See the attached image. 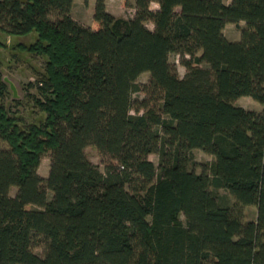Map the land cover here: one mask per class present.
I'll use <instances>...</instances> for the list:
<instances>
[{"label":"trees","instance_id":"1","mask_svg":"<svg viewBox=\"0 0 264 264\" xmlns=\"http://www.w3.org/2000/svg\"><path fill=\"white\" fill-rule=\"evenodd\" d=\"M73 1L0 0V28L35 31L28 49L45 57L39 96L26 94L37 122L10 112L0 68V264H264V0H134L125 30L105 0L82 25ZM143 72L158 105L132 98ZM89 145L111 159L104 172ZM194 149L213 156L209 173L190 168Z\"/></svg>","mask_w":264,"mask_h":264},{"label":"rangeland","instance_id":"2","mask_svg":"<svg viewBox=\"0 0 264 264\" xmlns=\"http://www.w3.org/2000/svg\"><path fill=\"white\" fill-rule=\"evenodd\" d=\"M230 0H225L229 3ZM108 9L111 14L116 18L123 20L121 24V29L125 30L126 23L128 19H131L134 15L135 9L133 7L134 0H107L106 2ZM106 6V5H105ZM152 9H156L158 5L155 2L150 4ZM93 12L94 4H88V0H75L71 8V16L85 26H93ZM54 19V16H50ZM244 22L240 21L238 23H227L224 27L225 36L231 40H238L240 37V30L243 27ZM146 26L150 29L153 28L151 22L146 23ZM37 33L32 31L27 34L17 35L10 34L0 28V68L2 72V79L7 86V97L6 102L10 108V112L17 114L16 116L23 117L26 121H35L42 119L44 114L41 112L37 106L34 105L32 101H28L26 94L39 96L37 91V79L44 73L45 57L37 54L34 51H30L28 47L36 41ZM188 56L185 55L184 58ZM169 61L176 67L177 73L182 77L186 71L185 67L181 63L180 56L178 54H170ZM150 79V74L148 72L141 73L136 82L141 86L142 90L135 91L132 94V98L135 101H141L146 99L150 101L151 105H158L159 100L155 97L154 93H147L146 88L148 87ZM21 102L15 105V102ZM236 103L243 106L246 109L254 110L257 112L263 111V105L255 101L249 96H241L236 100ZM141 112V111H140ZM131 113L134 110L131 109ZM0 147H7V144L0 141ZM193 157L189 164L190 168L195 170L197 173L206 171L209 173V167L213 161V156L205 153L200 149H194L192 151ZM86 157L98 168L104 172L105 166L111 161L108 156H102L96 147L89 145L85 148ZM49 152L42 155L40 163L38 166V173L42 177H47L49 171ZM148 158L155 164H158L159 157L157 154H149ZM210 189H213L210 186ZM218 193L220 201L229 206L234 204L233 197L223 188L215 189ZM16 188L12 187L10 189V194L14 195ZM49 197L51 193L48 192ZM244 220H254L256 218V206L248 205L243 209ZM34 252L39 255L43 254L42 247H35Z\"/></svg>","mask_w":264,"mask_h":264},{"label":"crops","instance_id":"3","mask_svg":"<svg viewBox=\"0 0 264 264\" xmlns=\"http://www.w3.org/2000/svg\"><path fill=\"white\" fill-rule=\"evenodd\" d=\"M106 2H107V0H105V5H106V7H107V4H106ZM75 3V0L73 1V4ZM156 3V2H155ZM73 4H72V6H73ZM88 4H94L95 5V0H88ZM157 4V3H156ZM158 5V4H157ZM108 10V9H107ZM109 12V11H108ZM70 14H71V12H70ZM73 17V16H72ZM76 20V19H75Z\"/></svg>","mask_w":264,"mask_h":264}]
</instances>
